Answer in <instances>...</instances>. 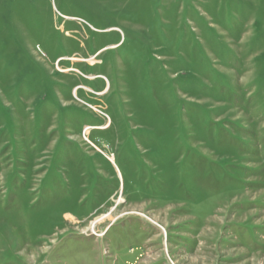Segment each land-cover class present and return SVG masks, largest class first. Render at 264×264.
<instances>
[{
	"label": "rangeland",
	"instance_id": "rangeland-1",
	"mask_svg": "<svg viewBox=\"0 0 264 264\" xmlns=\"http://www.w3.org/2000/svg\"><path fill=\"white\" fill-rule=\"evenodd\" d=\"M0 264H264V0H0Z\"/></svg>",
	"mask_w": 264,
	"mask_h": 264
},
{
	"label": "bare ground",
	"instance_id": "bare-ground-1",
	"mask_svg": "<svg viewBox=\"0 0 264 264\" xmlns=\"http://www.w3.org/2000/svg\"><path fill=\"white\" fill-rule=\"evenodd\" d=\"M95 223H97V221L91 223V226H90V227H91L92 229H93Z\"/></svg>",
	"mask_w": 264,
	"mask_h": 264
}]
</instances>
